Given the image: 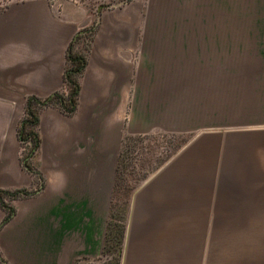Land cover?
<instances>
[{
  "label": "crops",
  "instance_id": "1",
  "mask_svg": "<svg viewBox=\"0 0 264 264\" xmlns=\"http://www.w3.org/2000/svg\"><path fill=\"white\" fill-rule=\"evenodd\" d=\"M91 18L68 1L0 8V190L41 182L4 224L0 207V264H264V0H130ZM93 22L76 109L39 112L30 171L24 100L61 88ZM177 134L102 254L121 141Z\"/></svg>",
  "mask_w": 264,
  "mask_h": 264
},
{
  "label": "trees",
  "instance_id": "2",
  "mask_svg": "<svg viewBox=\"0 0 264 264\" xmlns=\"http://www.w3.org/2000/svg\"><path fill=\"white\" fill-rule=\"evenodd\" d=\"M96 26L92 23L89 26L83 27L78 30L74 38L69 42L65 50V67L62 76V86L59 90L51 93L50 95L40 98L33 95H29L24 100L23 116L17 126V138L21 145L20 160L22 165L28 170L31 169L30 158L37 150L39 144V138L37 135V122L38 114L41 110L47 107H56L63 114L70 116L74 113L77 106L78 96V78L81 75L86 62V54L89 49L90 40L94 33ZM85 40V41H84ZM82 41L80 48H78L79 42ZM131 137H125L121 141V147L117 157L115 177L113 181L112 201L116 193V189L123 182V152L127 149L128 140ZM41 187V182L35 189H13V190H0V207L4 211V216L1 224H4L12 215L13 207L10 201L24 198L33 195ZM113 207V204H112ZM121 219H116L114 212L111 211L108 214L107 228L109 232H114L112 235L105 237L102 246V254L109 252V242L112 240L114 253L118 251L120 244V227L116 222ZM110 225L113 227L110 229ZM115 226V227H114ZM114 229V230H113ZM1 260V258H0ZM101 264H117V257L112 256L106 263Z\"/></svg>",
  "mask_w": 264,
  "mask_h": 264
},
{
  "label": "rangeland",
  "instance_id": "3",
  "mask_svg": "<svg viewBox=\"0 0 264 264\" xmlns=\"http://www.w3.org/2000/svg\"><path fill=\"white\" fill-rule=\"evenodd\" d=\"M7 1L9 0H0V8L3 7ZM48 1L49 3L55 5H59V3L65 1L73 2L74 4H81L87 8V12L92 16L91 19H93V16H95V13L99 9L112 7L130 0H102L96 2L92 0ZM81 42L82 41L79 42L78 48H80L82 44ZM186 138L187 136L182 134L174 136L148 135L132 137L127 141V149L123 152V156L125 157L123 161V182L117 187L112 201V212H114L116 219H121L127 201L128 204L137 203L134 201L133 195L135 190L144 182L146 178L149 177L159 163L183 145ZM111 244H113L112 240L109 242V252H112L113 254L114 248Z\"/></svg>",
  "mask_w": 264,
  "mask_h": 264
}]
</instances>
